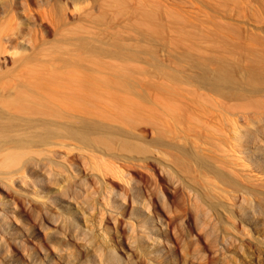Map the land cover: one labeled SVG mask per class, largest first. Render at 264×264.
Instances as JSON below:
<instances>
[{
	"label": "rangeland",
	"instance_id": "374dc122",
	"mask_svg": "<svg viewBox=\"0 0 264 264\" xmlns=\"http://www.w3.org/2000/svg\"><path fill=\"white\" fill-rule=\"evenodd\" d=\"M9 1L23 4L21 13L37 7L36 0L34 4ZM61 3L66 14L60 30L44 33L45 40L36 49L28 45L27 50L1 54L8 58L1 61L0 81L20 75L22 53L31 68L45 63L57 66L63 74L81 69L106 80H148L147 87L138 85L129 99L124 98L125 105H114L107 94L101 100L91 99L83 118L90 125L117 119L113 125L122 127L134 117L152 128L163 113L157 109L165 105L197 106L200 117L193 122L178 117L173 126L182 141L190 136L198 142V150L211 148V155L226 167L235 186L203 168L192 167L191 171L202 169L211 180L195 177L165 152L169 148L152 145V135L144 140L123 137L122 150L118 151L120 142L113 141L115 150L108 152L104 144L91 146L83 142L82 135L72 140L61 132L51 145L25 147L37 150L22 159L26 171L18 172L17 164L0 167V212L10 215L2 218L0 213V237L8 236L12 245L0 254V264H264V0ZM26 16L18 18L24 27L31 26ZM62 91L65 87L59 86L58 98L74 100ZM137 103L149 105L150 112L158 115L150 117L146 111L143 115ZM169 115L176 118L172 112ZM86 128L87 135L98 136ZM136 145L147 146L149 151L139 153ZM36 162L44 169L38 164L35 168ZM111 162L128 165L124 175L108 170L106 165L113 166ZM152 164L157 166L155 177H162L154 200ZM51 170L59 184L33 183L40 176L48 180ZM174 176L186 195L174 189L176 182L169 180ZM73 188L77 194L62 195ZM196 198L202 203L200 212L203 207L211 211L201 213L202 221L194 216L165 233L169 209L191 204L194 210ZM42 214L55 220L50 224L41 221ZM68 217L81 226L87 240L66 230ZM177 228H184L186 235L173 238ZM24 237L27 249L19 245ZM112 255L119 261H113Z\"/></svg>",
	"mask_w": 264,
	"mask_h": 264
},
{
	"label": "bare ground",
	"instance_id": "6f19581e",
	"mask_svg": "<svg viewBox=\"0 0 264 264\" xmlns=\"http://www.w3.org/2000/svg\"><path fill=\"white\" fill-rule=\"evenodd\" d=\"M41 1H43V3ZM41 1L39 2V0H36V8H26L25 13H21L22 11L19 12V10L22 9L21 7L23 4L18 3V1L12 2L9 0H0V74L1 65L3 64V62L1 61L8 58V56H1V54L11 52L12 49L27 50V48L29 47L31 49H36L41 45L43 40H45L44 33H57L60 30L61 19H63V16L66 14V8L61 3V0ZM28 3L34 4V0H29ZM75 8L77 9V5L75 6ZM22 15H27L26 17L29 22H31V26L27 25L24 27L25 22L18 21V18L23 17ZM20 39H22L21 41H24L27 46H24ZM15 54L19 53L15 52L13 55ZM27 57L26 55H23V53L22 56H20V75H12L8 79V81H0L1 168H10L17 164L18 167L16 170L18 172L26 171V165H22V159H24L25 155L28 156L27 154H29L31 151L35 154L37 150L32 149L30 151V149H26L25 147H32L34 143H36V145H38V143H42L46 146L51 145L55 143V138L61 136V132H63L62 135L65 134L72 140L80 139L82 135L83 142L91 146L92 144H95L97 146L104 144L108 152L115 150L114 146L112 145L113 141L120 142V146L122 147L118 148V151L122 150L124 146L122 142L126 139L123 137L134 138L136 140H144L147 136L152 135V145L169 148L170 151L166 150L165 152L169 154V156H171L175 161L183 163L187 172H192V167L203 168L205 172H211L214 178L220 179L221 181L227 183L229 186H235L234 181L229 177V174L225 172L226 167L221 164V161L216 160L211 155L214 152L211 148L202 147L201 151L203 153L205 152L202 155L201 151L198 150V142L195 140H191L192 138H190V136H188L187 138L185 137V141H182V138H179V133H177L178 128L173 126L177 125L178 119H180L178 117H185L188 122H193L194 120H196L197 117H200L199 112L201 111V109L199 107L195 106L197 109H192L190 106L182 107L174 105V103L169 106L165 105V107H161L159 108V110L157 109L159 113H163L159 117L158 123H154L155 125L152 126V128L144 125L147 122L140 121L139 119H135L134 117L131 118L134 120H126V123L122 124V127L119 125L118 127L113 125L112 121H116L117 119L112 118L107 122L100 123L99 125H90L88 124L89 120L83 118L85 116L82 115H87V104H89V101H92L91 99L96 100V98H99V100H101L102 95L107 94L112 99H114V105H125L127 102L126 100H124V98L129 99L130 95L134 93L136 86L140 85L147 87L150 82L148 80H142V82H139L134 79L124 80L121 78H108L106 80L100 76H92L90 74H87L85 70L81 69H74L68 74H63L58 72L57 66H50L45 63H38V65H35L31 68V66H28L27 62H25V59ZM99 70V67L95 69L96 72ZM1 78L2 76L0 75V79ZM21 86L26 87V89H22ZM59 86L61 88L65 87V91H62V95H72L74 100L70 98V100L67 101L65 98L64 100L58 98L57 94ZM29 89L33 90L35 93H32L30 91L28 92ZM228 97L233 98V96L231 95H228ZM213 99L216 101L215 98ZM79 101H82V103L78 104ZM79 105L81 107L77 108ZM114 105H111L110 107L117 108V106ZM137 105L141 107L139 108V110L142 111L143 115L146 114L143 111L150 113V117L152 116V114L158 113L150 112L151 110L149 109H151V107H148L149 105L138 103ZM214 105L218 108L220 104L214 103ZM169 112H172L174 116H176V118L169 115ZM209 113H211V116L213 115V117H215L212 111ZM131 114L132 111L127 115ZM45 116H50L51 119H46L44 118ZM87 126L92 131V133H95L98 136L93 137L92 135H87ZM131 143L133 142L131 141ZM134 149H138L139 153H146L149 151L147 146L143 147L136 145ZM110 154L112 155L114 153L112 152ZM26 158L28 159V157ZM100 158L103 159L104 157L100 156ZM40 161L41 160H37V162L39 163ZM37 162L35 164V168H37ZM28 163L26 164L28 165ZM111 163L113 166L106 165L108 170L115 171V173L118 174L123 173L124 175V172L128 165H115V162ZM29 164L31 165V162ZM156 167L157 166L152 164V184L154 186L156 185L154 188H152L153 200L157 197V195H159L158 188L159 186L161 187L162 180L161 176L155 177V172L153 173V170L155 171ZM32 168L34 169V167ZM39 169L42 170L44 168L41 165V168ZM50 172L52 173L50 174L51 176L48 178V180L40 176L37 179L35 178L33 183H35V185L46 184L47 182L51 183L52 185L59 184V179L56 177V175H53L55 174L53 170H51ZM205 172H203L202 169H194L192 173L195 175V177L211 180L209 177H207V174ZM40 173L43 174L42 172ZM128 173L129 171L127 170V174ZM169 180L172 183L176 182V186L174 187L176 192L182 190V182L179 181L177 176L171 177ZM209 186V184H206V187L213 188ZM213 190L215 189L213 188ZM182 191L183 194L186 195L185 190ZM72 194H77L76 188L66 189L64 190V193L62 195L71 197ZM200 203L201 201L199 199L198 205L194 210L191 204L186 205V207L182 209H169L170 217H168L167 227L164 232L168 233L173 228H176V225L174 224H176L177 222L182 221L186 223L190 221V219H193L194 216L200 217L201 220V213L205 215L211 210L208 209L207 211L204 209V207H201L203 210L202 212H200ZM153 205L154 208H157L156 203H154ZM4 211L0 212L2 214V218H10L9 213L7 211ZM35 212L36 210L34 211V213L32 211L31 214H36ZM38 216L39 215H37V217ZM42 217L43 218H41V221L43 219L48 224L53 223V220H55L53 216H48V214H42ZM6 220L7 219H5V221ZM65 220L67 221L66 223H64L67 231H69L71 234L74 233L77 239L87 240L88 235L84 232V230L78 223L70 220L69 217ZM41 225L44 226V229L47 228V225L45 223L42 222ZM185 233L186 230L184 228H177V230L175 229L173 238L179 239L186 235ZM47 234L48 236H45V238H48L46 239V242L49 241V233ZM25 238L26 237H24L23 239L24 241L21 240L22 237L20 239L21 241L18 238L17 240H19L20 242L17 241V245L19 242V245H22L23 248H26L27 240H25ZM11 246L12 245L10 243V240L8 239V236L4 235L3 237H0V254L9 249ZM111 259L113 261H119V258L114 255L111 256Z\"/></svg>",
	"mask_w": 264,
	"mask_h": 264
}]
</instances>
